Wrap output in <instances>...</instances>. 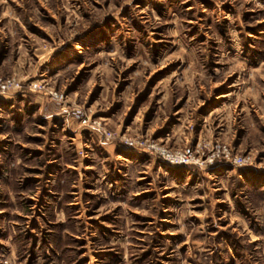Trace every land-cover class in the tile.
I'll list each match as a JSON object with an SVG mask.
<instances>
[{
	"label": "rangeland",
	"instance_id": "374dc122",
	"mask_svg": "<svg viewBox=\"0 0 264 264\" xmlns=\"http://www.w3.org/2000/svg\"><path fill=\"white\" fill-rule=\"evenodd\" d=\"M0 264H264V0H0Z\"/></svg>",
	"mask_w": 264,
	"mask_h": 264
},
{
	"label": "built area",
	"instance_id": "2783aa9c",
	"mask_svg": "<svg viewBox=\"0 0 264 264\" xmlns=\"http://www.w3.org/2000/svg\"><path fill=\"white\" fill-rule=\"evenodd\" d=\"M17 86L18 84H16L15 80H10V79H7V80H4L2 78H0V90L1 91H6L7 89H9L10 87L12 86Z\"/></svg>",
	"mask_w": 264,
	"mask_h": 264
}]
</instances>
